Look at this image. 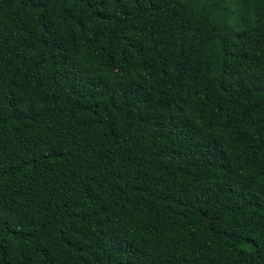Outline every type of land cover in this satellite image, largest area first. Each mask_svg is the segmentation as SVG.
Instances as JSON below:
<instances>
[{
  "label": "trees",
  "instance_id": "16d2710c",
  "mask_svg": "<svg viewBox=\"0 0 264 264\" xmlns=\"http://www.w3.org/2000/svg\"><path fill=\"white\" fill-rule=\"evenodd\" d=\"M0 264H264V0H0Z\"/></svg>",
  "mask_w": 264,
  "mask_h": 264
}]
</instances>
